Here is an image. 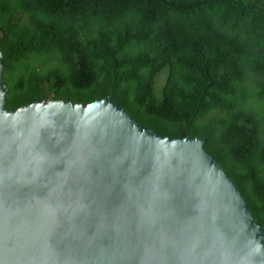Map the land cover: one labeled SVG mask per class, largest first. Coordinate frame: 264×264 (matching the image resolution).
I'll return each mask as SVG.
<instances>
[{
	"label": "water",
	"instance_id": "95a60500",
	"mask_svg": "<svg viewBox=\"0 0 264 264\" xmlns=\"http://www.w3.org/2000/svg\"><path fill=\"white\" fill-rule=\"evenodd\" d=\"M5 92L0 76V264H264L203 137L150 131L109 96L7 111Z\"/></svg>",
	"mask_w": 264,
	"mask_h": 264
},
{
	"label": "trees",
	"instance_id": "16d2710c",
	"mask_svg": "<svg viewBox=\"0 0 264 264\" xmlns=\"http://www.w3.org/2000/svg\"><path fill=\"white\" fill-rule=\"evenodd\" d=\"M3 108L111 97L203 137L264 229V0H0Z\"/></svg>",
	"mask_w": 264,
	"mask_h": 264
}]
</instances>
